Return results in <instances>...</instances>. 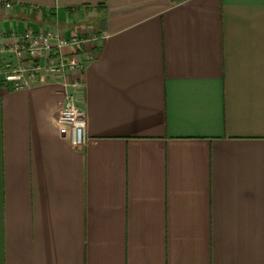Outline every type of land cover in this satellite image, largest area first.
<instances>
[{
    "label": "crops",
    "instance_id": "1",
    "mask_svg": "<svg viewBox=\"0 0 264 264\" xmlns=\"http://www.w3.org/2000/svg\"><path fill=\"white\" fill-rule=\"evenodd\" d=\"M0 1L2 33L99 38L79 72L0 69V264H264V0Z\"/></svg>",
    "mask_w": 264,
    "mask_h": 264
},
{
    "label": "built area",
    "instance_id": "2",
    "mask_svg": "<svg viewBox=\"0 0 264 264\" xmlns=\"http://www.w3.org/2000/svg\"><path fill=\"white\" fill-rule=\"evenodd\" d=\"M0 8L9 11L12 4L1 2ZM99 38L90 34L89 37L70 35L65 37L59 29H26L22 32H0V69L3 80L12 84L15 90L27 88L41 73L52 77H61L65 71L79 72L84 65L75 54L67 55L66 50L80 47L87 42H97ZM8 56L14 64L6 61L1 65V57ZM67 87L61 110L56 117L59 125L71 130L70 144L75 149L82 148L87 140L86 116L81 107L82 84L74 80Z\"/></svg>",
    "mask_w": 264,
    "mask_h": 264
}]
</instances>
